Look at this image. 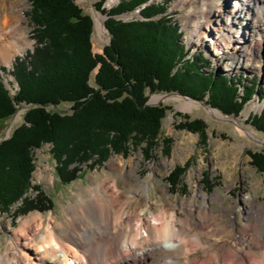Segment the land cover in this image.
Segmentation results:
<instances>
[{
  "label": "trees",
  "instance_id": "16d2710c",
  "mask_svg": "<svg viewBox=\"0 0 264 264\" xmlns=\"http://www.w3.org/2000/svg\"><path fill=\"white\" fill-rule=\"evenodd\" d=\"M26 1L35 46L12 66L17 86L13 95L0 81V137L16 109L26 107L21 123L0 142V213L19 199L16 215L48 209L41 193L25 197L28 190L37 192L38 186L29 184L34 170L31 155L44 144H49L57 162L56 176L65 184L77 178L75 168L69 171L72 163L92 156L102 161L109 153L124 155L127 144L143 143L142 153L147 154L156 145L166 111L161 105H144L147 94L178 93L225 116H236L257 92L261 109L252 115L250 125L264 134V88L251 82L239 94V84L207 72L202 56H188L174 26L160 16L162 5L118 0L104 11L106 0H88L96 12L108 17L103 25L109 44L100 55H93L91 19L71 0ZM135 9L142 20L114 18ZM60 104H69L70 112L54 110ZM180 128L203 132L195 120ZM251 161L264 179V156L253 154ZM181 171L175 168L166 176L171 188Z\"/></svg>",
  "mask_w": 264,
  "mask_h": 264
},
{
  "label": "rangeland",
  "instance_id": "374dc122",
  "mask_svg": "<svg viewBox=\"0 0 264 264\" xmlns=\"http://www.w3.org/2000/svg\"><path fill=\"white\" fill-rule=\"evenodd\" d=\"M71 1L91 19V53L93 55H100L102 53V48L109 44V42L108 44L106 43V36L108 39L109 36L105 28L104 31H106L107 35L96 29L94 12L97 14L99 13L95 11L92 3L88 0ZM107 1L108 0L102 4L104 11H108L118 2L117 0L110 8H107ZM152 1L162 4L163 12L165 11V14L162 15L163 18L164 16H168L171 23L174 22V20L176 21L175 24L180 30V40L182 43L184 42L186 46L190 44L199 46L200 41L196 36H194L189 28V26L191 27L190 15L195 13L199 8H197L195 2H190L191 4L182 7V0ZM203 2L204 0H200L201 5ZM219 2L222 4L221 0H210L208 5L213 10L218 11V5L216 4ZM0 3H4L5 5L8 3L15 6H25L23 17L27 22L28 39L31 42V46L25 53L15 56L19 58L30 52L35 46L32 36V27L28 18L30 6L26 0H0ZM179 3H181V5ZM6 11L7 5L0 9V17ZM136 12L137 9L130 13L117 15L114 18L121 22L132 21L136 19ZM99 15L104 19L103 22L108 18L105 14ZM223 18L221 19L223 20ZM246 22L248 21L244 22L245 26L247 25ZM17 24L26 26L23 19L18 20ZM183 27L184 29H182ZM203 30L204 28L202 30L200 29L199 32H202ZM237 38H240V36ZM221 40L223 41V39ZM237 42H241V40H238ZM233 47H235V45ZM251 48L254 53H252V51H248L246 56L255 55L260 51L258 49L260 47L258 46H253ZM199 49L206 50L203 52H206V54H204L206 58H208L210 54L211 56L215 55V50L210 49L208 45H206V48L205 46H200L197 50ZM233 52L234 55L232 57H235V59H229L228 63L223 61L224 64L221 63L222 60L220 63L213 62V66L219 70L225 71L227 74H230L231 72V74H235L233 71L241 69L243 67V63L236 58L237 53L235 49ZM239 54L240 53H238V55ZM241 59L246 62V59L243 57H241ZM208 60H210V58H208ZM249 62V76H253L259 66L258 63L253 61V59L249 60ZM11 63L8 65L0 64V69H3V71H0V81L3 83L10 95L14 92L15 88V83L10 75L12 70ZM237 66H241V68ZM260 66L259 71L261 72V76L260 78L257 76L256 80H262L260 84L263 86L264 63H261ZM93 73L94 71L90 73V83ZM166 95L175 94H147L145 95V103H151L150 101L154 96ZM186 100H191L198 104L189 107ZM158 105L166 108V111L160 121V129L156 145L150 148L149 151H146L147 154L144 152L142 153V150L144 149L143 143H140L137 146L127 144L128 148L126 150V154L124 155L121 153H109L102 161H100L99 158L97 159L95 156H92L88 161L81 164L72 163L68 166V168L69 171L75 168L77 178L66 184L61 182L56 176L57 162L50 154L49 144H44L38 149H33L31 156L33 159L34 170L31 174L29 184L30 188L38 186V189L37 192L35 190H28L25 197L32 198L39 192L45 197L47 203L49 202V207L48 209L44 207L42 210L37 211L35 209L22 215H16V209L20 206L19 199L9 207L8 211L0 213V254L4 253V251L9 247L13 250L19 249L15 242V237L18 233H22L20 225L27 219L34 222L29 223V226H31L28 227L26 233L28 236L25 239L26 241H24V243L26 242V246L31 248H36L38 246L39 250L41 249V254L42 251L47 248H45V232L52 229L58 234L62 243H66L64 238L69 234V231L62 223L64 220L69 219V217H71V219L74 217L77 219L75 220L77 221L76 223L78 226L86 225L85 217L81 218L80 215L74 216L75 214H71L72 216L68 214V216L66 207L69 206V204L79 205L82 201L84 202L90 200L91 194L89 190L91 189H97L100 193H102L103 197H107V192L104 188L111 183V180L114 181L118 190L122 192L128 190L131 191L133 189L132 183L122 184L123 177H128V179L134 181L136 176L137 178L147 180L148 183L151 184L148 196L138 200L136 195H130L132 197L130 203L128 202V204L126 203L123 206V210L128 211L129 213H141V210H143L146 218L149 217L147 209L158 212L159 210H162L163 207L169 210L168 213L177 216V213L180 211L178 202L184 201L190 205L193 200H197L203 204L205 200L197 198L200 195L206 198L213 195L217 196L218 200L211 203L213 208L211 212L215 216H219L221 218V223L227 222L228 224L230 217L233 216L234 207L236 205H240L242 197H250L253 202L264 206V179L251 161V155L253 154L264 156V134L257 133L250 125L252 115L257 114L261 109L258 95L247 101L239 114L236 116H225L219 111L210 108L203 101L200 102L183 97L176 100L171 99L160 102L153 106ZM208 109L216 111L222 118L219 119L218 117L212 115ZM54 110H57L60 113H69L70 105L60 104L57 107H54ZM25 111V106L17 108L12 117L4 123L5 129L1 138H3L5 132L7 135L1 139V141L6 139L10 131L21 123V118ZM18 113L19 116L17 117ZM236 119H239L241 125L246 128V130L250 131L253 137L250 138L249 136L238 132V127L234 122ZM193 120L198 121L203 125V132L201 135L197 132L180 128V125L187 124L188 122L190 123V121ZM163 140L167 141V145L163 143ZM119 160L121 161V165H118ZM128 162H130L131 166H133L129 174H127L126 170ZM175 168H180L182 171L177 178L178 181L175 186L171 188L166 180V176ZM136 200L139 202H136ZM170 202L171 204H169ZM186 208L188 209L190 207L188 206ZM98 211L99 218L103 219L106 214V210L98 209ZM114 212L115 213L112 216H115L116 212L118 213L119 211L115 209ZM91 220L93 221L94 218ZM243 222L244 218L239 217L237 219V223L242 225ZM32 225H36L35 227L37 228ZM34 228L35 230L33 232L32 230ZM149 262L150 261L147 260L146 264Z\"/></svg>",
  "mask_w": 264,
  "mask_h": 264
},
{
  "label": "bare ground",
  "instance_id": "6f19581e",
  "mask_svg": "<svg viewBox=\"0 0 264 264\" xmlns=\"http://www.w3.org/2000/svg\"><path fill=\"white\" fill-rule=\"evenodd\" d=\"M116 1L108 0L106 7L110 8ZM192 1L195 0H185L186 3ZM196 1L199 2V8L190 15V31L200 41L201 31L198 32L200 29L205 27L214 31L213 28L216 27L215 35H210L213 37L212 42L208 39L206 43L210 49L215 50V55H218L220 42L222 43L220 36L225 39L228 37L219 34L223 32L228 35L236 29L234 24L228 29L222 27L218 19L225 17L224 10L228 11L226 16L229 12L236 16L235 20L238 22L235 25H238L241 19L237 16L243 14V11L245 14H250L252 9L253 17L241 33V40L243 39L244 43L242 41L235 49L238 59L243 57L248 62L252 60L254 56H246L252 48L247 47L256 46L261 38V30H264V0H236L232 3L226 0L225 6H218V11L204 4L205 0L202 5L200 0ZM6 5L7 11L0 17V64L8 65L16 55L25 53L31 42L28 39L27 22L23 17L25 6L8 3ZM6 5L0 3V9ZM210 15L215 18L205 22ZM20 19L24 20L26 26L17 24ZM94 20L96 29L105 34L102 26L104 19L94 12ZM106 40H108L107 36ZM218 56L221 58L222 53ZM219 58L214 59V62L220 63ZM223 61L226 62V59ZM220 71L223 70L212 65L213 73ZM226 76L235 77L236 74H226ZM171 99L176 100L180 97L154 96L150 102L158 104ZM186 102L189 107L198 104L191 100ZM208 111L219 119L222 118L216 111L210 109ZM234 122L240 134L253 137L252 133L241 125L239 119ZM118 165H121L120 160ZM132 167L128 162L127 174ZM110 182L104 188L107 197H103L97 189H91L90 200L82 201L79 205L69 204L66 207L67 215L75 214L74 216L80 215L81 218H86L84 226H78L74 217L62 222L69 231L64 238L66 243H62L58 234L52 229L46 231L47 234L45 232V248H47L41 254L38 246L36 248L26 246L24 241L28 236L26 234L28 227L31 226L29 223L34 222L27 219L20 225L22 233H18L15 237L19 249L7 248L0 254V264H146L147 260L150 261L148 264H264V206L253 202L250 197L241 198L240 205L234 207L233 216L230 217L228 224L221 223V218L211 212L213 209L211 203L218 200L216 195L208 198L202 195L197 197L205 200L203 204L197 200H193L190 205L184 201L178 202L180 211L177 216L168 213L169 210L164 207L158 212L147 209L149 217L146 218L143 210L141 213H129L123 210V206L130 203L132 198L130 195H136L138 200L148 196L151 184L136 176L134 181L123 177L122 184L132 183L133 189L122 192L116 188L113 180ZM188 206L190 208L187 209ZM98 209L106 210L103 219L99 218ZM115 209L119 212L112 216ZM239 217L244 218L242 225L237 223Z\"/></svg>",
  "mask_w": 264,
  "mask_h": 264
},
{
  "label": "water",
  "instance_id": "95a60500",
  "mask_svg": "<svg viewBox=\"0 0 264 264\" xmlns=\"http://www.w3.org/2000/svg\"><path fill=\"white\" fill-rule=\"evenodd\" d=\"M102 26H103V22H102ZM103 28H104V26H103ZM105 34H106V31H105ZM106 35H107V34H106ZM108 42H109V39L106 41V43L108 44ZM218 73L221 74L220 72H218ZM173 94H175V95H179V94H177V93H173ZM179 96H180V95H179ZM180 97L187 98V97H184V96H180ZM188 99H189V98H188ZM144 105H150V106H153V105H157V104L145 103ZM6 135H7V134H6V132H5L3 138H4ZM3 138H0V141H1V139H3Z\"/></svg>",
  "mask_w": 264,
  "mask_h": 264
}]
</instances>
